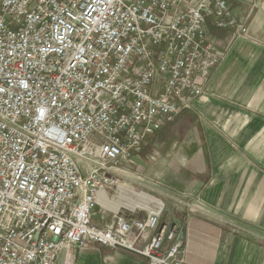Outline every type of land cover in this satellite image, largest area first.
<instances>
[{
  "label": "built area",
  "instance_id": "1",
  "mask_svg": "<svg viewBox=\"0 0 264 264\" xmlns=\"http://www.w3.org/2000/svg\"><path fill=\"white\" fill-rule=\"evenodd\" d=\"M209 26L248 34L227 0H0V264H74L89 244L184 264L163 204L106 213L120 166L203 97Z\"/></svg>",
  "mask_w": 264,
  "mask_h": 264
},
{
  "label": "crops",
  "instance_id": "2",
  "mask_svg": "<svg viewBox=\"0 0 264 264\" xmlns=\"http://www.w3.org/2000/svg\"><path fill=\"white\" fill-rule=\"evenodd\" d=\"M227 1L246 21L247 37L208 27L222 61L203 97L180 116L197 134L177 171L183 192L193 194L192 210L176 215L184 264H264V0ZM74 264L147 263L89 244Z\"/></svg>",
  "mask_w": 264,
  "mask_h": 264
},
{
  "label": "rangeland",
  "instance_id": "3",
  "mask_svg": "<svg viewBox=\"0 0 264 264\" xmlns=\"http://www.w3.org/2000/svg\"><path fill=\"white\" fill-rule=\"evenodd\" d=\"M182 122L178 115L175 122L169 125L173 130L171 133L159 139L156 138V133L155 137H150L151 139L149 138L139 151L132 153L130 158L120 166L122 171L120 184L117 188L110 190L109 194L112 201L120 196H125L130 202H140V198H133L132 193L122 192L121 187H125L131 192L145 193L162 202L164 206L162 222L172 218L176 219L180 225L176 215L192 210L191 202L193 200L190 199L193 194L183 192L182 187L179 186L182 178L177 171H180L181 161L186 157L188 151L194 150L197 139L194 127L189 126L187 129V122L186 126ZM180 195H188L184 202H187L189 207L179 205ZM139 209L119 208L116 211L110 209L112 212L106 213V217L109 221L115 214L129 215L135 212L136 214L140 213L141 216L145 215V211ZM97 212L100 213L101 209H97ZM94 222H99V219L97 218V221Z\"/></svg>",
  "mask_w": 264,
  "mask_h": 264
},
{
  "label": "bare ground",
  "instance_id": "4",
  "mask_svg": "<svg viewBox=\"0 0 264 264\" xmlns=\"http://www.w3.org/2000/svg\"><path fill=\"white\" fill-rule=\"evenodd\" d=\"M121 191L126 193V192H130L132 193V195H134L133 198H140V202H130L128 201L125 196H120L116 199H113L114 201H111L110 203H108L107 205L109 206V209H111L112 211H116L119 208H128V209H134V208H140L142 210H148V209H155L158 207H161L162 202L158 199H156L153 196L147 195L145 193H135V192H131L130 190L126 189L125 187H121ZM134 193V194H133ZM122 195V194H121ZM125 195V194H124Z\"/></svg>",
  "mask_w": 264,
  "mask_h": 264
},
{
  "label": "trees",
  "instance_id": "5",
  "mask_svg": "<svg viewBox=\"0 0 264 264\" xmlns=\"http://www.w3.org/2000/svg\"><path fill=\"white\" fill-rule=\"evenodd\" d=\"M190 111H184V112H182L181 114H180V116H182V115H185V114H188Z\"/></svg>",
  "mask_w": 264,
  "mask_h": 264
}]
</instances>
